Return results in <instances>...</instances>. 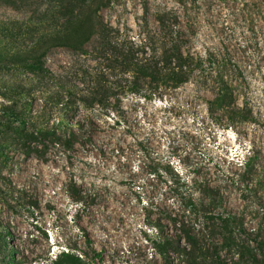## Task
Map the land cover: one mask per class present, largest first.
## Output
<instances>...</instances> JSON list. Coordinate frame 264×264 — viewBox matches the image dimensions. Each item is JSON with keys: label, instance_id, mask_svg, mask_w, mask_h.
I'll list each match as a JSON object with an SVG mask.
<instances>
[{"label": "rangeland", "instance_id": "374dc122", "mask_svg": "<svg viewBox=\"0 0 264 264\" xmlns=\"http://www.w3.org/2000/svg\"><path fill=\"white\" fill-rule=\"evenodd\" d=\"M160 8L195 24L194 51L232 60L231 102L213 104L193 80L164 100L126 98L112 114L58 103L65 85L88 87L74 73L96 65L88 38L100 23L138 35ZM43 51L49 70L38 72L30 62ZM5 107L33 126L75 130V148L28 154ZM208 186L246 246L224 259L249 264L264 240V0H0V264H53L70 249L89 251L86 264H166L155 225L175 233L169 216L191 220ZM171 264L186 262L174 254Z\"/></svg>", "mask_w": 264, "mask_h": 264}, {"label": "trees", "instance_id": "16d2710c", "mask_svg": "<svg viewBox=\"0 0 264 264\" xmlns=\"http://www.w3.org/2000/svg\"><path fill=\"white\" fill-rule=\"evenodd\" d=\"M155 20L154 24L146 22L138 35L123 34L100 23V31L97 29L88 38L89 42L95 43L96 65L91 67L87 62L79 63L74 73V77L88 87L77 86L78 92L65 85L67 94H60L58 103L66 108L72 97L85 106L112 114L124 111L126 98L136 97L147 102L164 100L193 80L210 87L216 96L213 104L223 106L231 102L235 95L233 85L228 81L234 70L232 60L220 57L212 50L205 55L194 51L195 24H185L177 12L160 8ZM82 54L90 55L87 50H82ZM46 55V51L35 55L30 62L31 68L38 72L49 70L45 66ZM3 112L19 122L21 146L28 154L44 157L52 146L63 151L73 150L79 139L73 129L61 134L57 129L31 125L29 120L8 107L3 108ZM251 160L246 161V166H251ZM207 195L208 201H203L202 207L193 203L188 210L193 216L191 220L169 216L175 233L166 234L162 222L155 225L159 236L153 245L166 264H171L174 254L186 264H230L224 259L223 251L240 258L244 256L246 246L235 237V232L240 229L236 216L217 210L221 205V195L215 188L208 186ZM87 244L92 245L89 237ZM93 251L96 257H101L97 250L93 248ZM247 251L251 257L249 264H264V240L259 241L254 250ZM90 256L87 250L77 253L70 249L61 251L52 263L86 264L85 258Z\"/></svg>", "mask_w": 264, "mask_h": 264}]
</instances>
